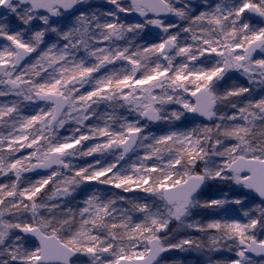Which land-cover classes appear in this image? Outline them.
<instances>
[{
    "label": "snow or ice",
    "instance_id": "snow-or-ice-1",
    "mask_svg": "<svg viewBox=\"0 0 264 264\" xmlns=\"http://www.w3.org/2000/svg\"><path fill=\"white\" fill-rule=\"evenodd\" d=\"M174 252L264 264V0H0V264Z\"/></svg>",
    "mask_w": 264,
    "mask_h": 264
},
{
    "label": "trees",
    "instance_id": "trees-1",
    "mask_svg": "<svg viewBox=\"0 0 264 264\" xmlns=\"http://www.w3.org/2000/svg\"><path fill=\"white\" fill-rule=\"evenodd\" d=\"M103 0H100V3H102ZM102 111V108H101ZM173 227H175V224H173ZM194 235H199L198 233H194ZM176 255V256H174ZM220 258V257H217ZM166 259H177V260H181L184 261L185 264H193V258H192V254L190 253H178L177 254H172L171 256L167 257ZM198 264H202V263H198Z\"/></svg>",
    "mask_w": 264,
    "mask_h": 264
},
{
    "label": "rangeland",
    "instance_id": "rangeland-1",
    "mask_svg": "<svg viewBox=\"0 0 264 264\" xmlns=\"http://www.w3.org/2000/svg\"><path fill=\"white\" fill-rule=\"evenodd\" d=\"M103 110H104V109H103V107H102V111H103ZM62 134H67V133H66V131H64V132H62ZM87 161H88L89 163L92 162V161H91V158H87ZM36 178H37L36 176H33V177H32V179H36ZM174 253L178 255L179 252H174ZM174 253L169 254L167 257L171 256V255L174 254ZM190 254H192L193 264L202 263V259H203L202 257L197 256L195 253H190ZM174 256H176V255H174ZM167 257H166V258H167Z\"/></svg>",
    "mask_w": 264,
    "mask_h": 264
}]
</instances>
